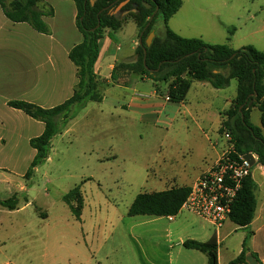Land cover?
Here are the masks:
<instances>
[{"label": "rangeland", "instance_id": "obj_1", "mask_svg": "<svg viewBox=\"0 0 264 264\" xmlns=\"http://www.w3.org/2000/svg\"><path fill=\"white\" fill-rule=\"evenodd\" d=\"M132 25L117 39L122 49L138 45L137 37L130 35ZM168 27L183 37L264 51V0H182ZM230 28L234 31L228 40ZM154 30L164 36L160 18ZM133 81L127 90L104 91L101 103L75 108L69 130L53 137L48 159L19 180L20 210H0V264H164L167 253L181 263L186 251L178 243L187 234L181 223L198 221L193 214L181 210L169 221L128 216L127 211L136 195L168 188L175 175L190 184L215 141L217 151L228 148L229 142L218 133L220 118L214 109L235 94L236 81L219 90L193 82L186 97L188 113L153 98L151 80L134 76ZM160 87L164 91L165 84ZM132 96V105L120 108ZM157 117L154 125L151 120ZM250 121L259 126L256 108ZM8 127L10 131L0 124V136L6 137L5 146L0 141V200L14 197L6 181L26 170L32 153L21 137L26 123L14 120ZM262 173L258 165L252 166L256 183L264 182ZM75 186H80L84 201L79 221L62 201ZM200 222L213 230L205 220ZM228 231H221L224 255L236 256L242 234L237 231L224 240Z\"/></svg>", "mask_w": 264, "mask_h": 264}, {"label": "trees", "instance_id": "obj_2", "mask_svg": "<svg viewBox=\"0 0 264 264\" xmlns=\"http://www.w3.org/2000/svg\"><path fill=\"white\" fill-rule=\"evenodd\" d=\"M75 4V25L82 36L81 42L74 45L68 58L76 67L77 83L72 95L62 103L42 108L24 100H10L7 106L20 110L33 120L43 123L39 136L28 141L35 151L24 176L31 175L43 164L49 155L54 136L61 133L74 118L75 108L84 107L88 102H101L102 86L106 80L97 79L94 64L98 58L100 41L104 32L118 31L131 19L138 28L142 44L135 49V60L118 64L111 80L117 79V72L136 74L152 81L155 92L171 104L184 102L191 83L208 82L215 89L226 88L231 79L236 81V91L228 109L222 113L219 134L227 131L232 139L233 150L237 155L252 153L257 157L255 165L264 168V135L260 128L250 122V112L257 108L264 121V51L253 46L232 49L228 44H209L200 38H184L168 27V21L179 10L182 0H71ZM43 0H0L5 17L13 23H26L33 30L48 34L49 28L43 17L53 15V9H40ZM123 4L119 9H117ZM153 13H155L153 15ZM153 15L152 19L150 17ZM160 18L164 25V36L155 34L149 47L144 40L154 32V25ZM234 29L228 30L229 37ZM160 83L165 84L164 91ZM256 184L252 176L246 177L229 213V220L238 227H247L256 208ZM190 187H171L154 192L139 193L130 204L128 216H176L186 199ZM75 220L79 221L83 209V196L80 186H75L62 196ZM15 197L0 200V206L14 210ZM247 239V238H246ZM246 239L242 248L246 246ZM185 249L200 251L207 257V264H217V241L211 237L205 242L185 240ZM228 264H240L243 252ZM10 264V263H8Z\"/></svg>", "mask_w": 264, "mask_h": 264}, {"label": "crops", "instance_id": "obj_3", "mask_svg": "<svg viewBox=\"0 0 264 264\" xmlns=\"http://www.w3.org/2000/svg\"><path fill=\"white\" fill-rule=\"evenodd\" d=\"M48 7L53 9L52 16L43 17L44 22L49 28L48 34L36 32L26 23H13L9 21L3 14L0 7V124L5 126L7 131H10L8 127L10 122H13L14 120L25 122V128H27V130L25 132V128H22L21 137L27 143L31 138L39 136L42 133L44 125L42 122L33 120L26 116L20 110L10 108L7 106V102L10 100H24L42 108H51L68 99L72 95L73 88L77 83L76 67L68 58L69 50L82 40V36L75 25V4L71 0H43V2L39 5V8L44 10H47ZM129 24H133L132 26H134L131 27L130 35L137 37L138 39V28L133 20L128 19L118 31L111 32L106 30L102 40L100 41L98 58L94 64V73L97 79L106 80L105 85L102 86V94L109 88H115L121 91L129 89L130 86H133L135 81H133L134 76L138 77L141 81L149 80L145 77L142 78L136 74H128L124 71L117 72L116 81L111 80V74L118 64L131 63L135 60V49L137 43L127 49H122L119 41L117 40L118 37L125 34L124 29H126ZM154 34H156V32ZM201 83L203 84L202 86L209 84L208 82ZM151 85V96L153 98H161L163 100L164 98L155 92L153 83ZM234 96L235 94L233 96H227L224 99L223 107H216L214 109L220 118V123L222 120L221 114L228 109ZM133 99L134 98L132 96L129 99V102L120 104V108L130 107L135 100ZM103 100L104 98H102L101 102H103ZM164 101L171 104L165 99ZM185 104L186 99L182 103L172 105H178L181 108H185V111L188 113L189 111L186 109ZM205 116H209V112H206ZM151 122L154 123V125L157 124L158 117L151 120ZM69 124L70 121L66 125L64 132L69 130ZM256 127L260 128L262 135H264V121L261 120V113L259 126ZM18 136H20V134H18ZM204 136L210 143L209 138L206 137V135ZM5 138V136H0V141L4 143V146L6 145ZM215 145L217 146V141H215L214 145L211 146V153L208 154V152L205 151L203 156V159L205 160L203 167L200 168L195 177L190 180V184L180 182L179 180H181L182 175L178 174L169 178L168 182L170 186L166 189L181 186L190 187L196 181L198 176L203 171L208 169L226 149L217 151ZM34 154L35 151L32 149L26 170L19 172L18 174H13L15 176L8 178L6 181V184L8 185L7 190L10 189L12 193L11 196L16 198L17 204L19 199L17 198L18 192L19 190H23V185H21L19 180H22V177L25 175ZM206 157H209V159L206 160ZM15 167L16 164L12 166V168ZM259 168L264 170L261 166H259ZM262 177H264V175H262ZM255 184L256 208L253 219L247 227H238L228 219L218 230L215 228L210 230L204 225V221L200 222L201 218L195 215L194 216L198 221L194 219L191 223H181V226L186 229L187 234L183 236L178 243V246L186 251V253H184L181 257L180 264H207V257L205 254L197 250L185 249L182 246V243L185 240L205 242L211 237H215L217 241V264H228L230 261L235 259L242 250H244V254L240 264H264V182H255ZM29 204L30 203L27 202L25 206H28ZM1 208L3 207L0 206V210ZM19 210L20 208L16 205L14 210L9 211L17 212ZM152 217L159 218L156 216ZM173 217L174 216H172V219ZM166 218L168 219V217ZM224 228L229 229L223 237L224 240L231 234L241 231L242 237L236 256L234 254L227 255V253L224 255V251L227 252V249L223 246L224 241L221 239V231L224 230ZM245 239L246 246L243 249L242 243ZM167 256L168 258L164 264H179L178 262L176 263L173 261L168 253Z\"/></svg>", "mask_w": 264, "mask_h": 264}, {"label": "built area", "instance_id": "obj_4", "mask_svg": "<svg viewBox=\"0 0 264 264\" xmlns=\"http://www.w3.org/2000/svg\"><path fill=\"white\" fill-rule=\"evenodd\" d=\"M223 137L229 142L228 148L190 186L179 210H185L205 220L217 230L229 219L231 207L243 180L249 175L252 176L250 163L241 155L233 156L235 152L230 134L225 131ZM252 155L256 164L257 157ZM168 219L171 220L172 216Z\"/></svg>", "mask_w": 264, "mask_h": 264}, {"label": "water", "instance_id": "obj_5", "mask_svg": "<svg viewBox=\"0 0 264 264\" xmlns=\"http://www.w3.org/2000/svg\"><path fill=\"white\" fill-rule=\"evenodd\" d=\"M155 13H153L154 15ZM153 15L150 17V20L152 19ZM141 35L142 33H140L139 37H138V45H141L142 44V40H141ZM155 34L154 32H151L147 38L144 40V43H145V47H149L151 42H152V39L154 38ZM243 159L247 160L251 166H253L255 164V160L253 158V155L252 153H247L245 155H243Z\"/></svg>", "mask_w": 264, "mask_h": 264}]
</instances>
